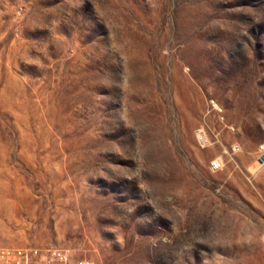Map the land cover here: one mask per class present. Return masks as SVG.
<instances>
[{"label": "rangeland", "instance_id": "1", "mask_svg": "<svg viewBox=\"0 0 264 264\" xmlns=\"http://www.w3.org/2000/svg\"><path fill=\"white\" fill-rule=\"evenodd\" d=\"M262 145L264 0H0V243L264 264Z\"/></svg>", "mask_w": 264, "mask_h": 264}, {"label": "built area", "instance_id": "2", "mask_svg": "<svg viewBox=\"0 0 264 264\" xmlns=\"http://www.w3.org/2000/svg\"><path fill=\"white\" fill-rule=\"evenodd\" d=\"M214 108L217 105L210 101ZM199 143L204 146L208 136L203 127L197 133ZM261 154H264V145L260 146ZM221 166L219 160L210 162L211 169ZM0 264H99L93 258L86 255H77L69 245L46 246H10L0 243Z\"/></svg>", "mask_w": 264, "mask_h": 264}]
</instances>
